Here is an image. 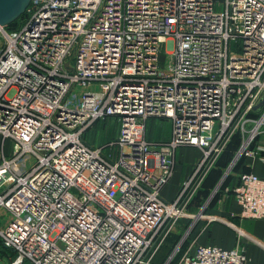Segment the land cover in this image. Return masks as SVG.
Returning <instances> with one entry per match:
<instances>
[{"label":"built area","instance_id":"built-area-1","mask_svg":"<svg viewBox=\"0 0 264 264\" xmlns=\"http://www.w3.org/2000/svg\"><path fill=\"white\" fill-rule=\"evenodd\" d=\"M26 12L19 29L0 27L12 142L0 242L11 264H150L232 136L247 152L264 134V0H31ZM108 117L118 130L104 152L84 132ZM149 118L169 122L166 140H147ZM181 146L201 157L167 201ZM224 192L240 217L264 219L263 178L243 173ZM246 260L242 246L201 245L178 264Z\"/></svg>","mask_w":264,"mask_h":264},{"label":"crops","instance_id":"crops-1","mask_svg":"<svg viewBox=\"0 0 264 264\" xmlns=\"http://www.w3.org/2000/svg\"><path fill=\"white\" fill-rule=\"evenodd\" d=\"M98 122L91 127H95ZM168 136L169 128L165 131L158 128L156 133L151 132L150 137L146 134L149 141H163ZM235 137H238L239 142L234 146ZM6 140L3 141L0 135V162L1 155H5ZM241 140L239 132L232 136L188 199L186 214L169 228L150 264H178L184 254H193L195 248L201 245L224 249L242 246L247 257L245 264H264V219L240 217V207L233 194L224 192V187L235 185L243 173H253L264 179V134L256 138L247 152H239ZM190 150L198 152L197 158L182 159ZM200 157L201 151L196 147L181 146L176 149L172 175L161 189L164 200L172 201L179 196L184 183L194 174ZM178 174L179 182L176 183L175 176ZM246 235L257 242L251 241Z\"/></svg>","mask_w":264,"mask_h":264},{"label":"rangeland","instance_id":"rangeland-1","mask_svg":"<svg viewBox=\"0 0 264 264\" xmlns=\"http://www.w3.org/2000/svg\"><path fill=\"white\" fill-rule=\"evenodd\" d=\"M1 33V32H0ZM3 43V38L0 34V48ZM165 45L164 48L165 49ZM230 49H236V47L232 46L230 44ZM158 128H162L163 131H165L167 128H169V122L166 119H158V118H149L146 122V134L148 133V136L150 137L151 132L156 133ZM118 130V121L117 118L108 117L105 120L99 121L95 127H89L84 132V138L87 142L92 144L93 146H101L103 147L104 152H109L108 143L112 141L115 138V135L117 134ZM12 148V142L9 140H6L4 143V152L5 156H9ZM115 149L113 148V151ZM198 156V152L195 150H190L188 154H184L182 159H195ZM177 164H179L177 162ZM175 166V165H174ZM179 174L175 176V182H179ZM174 181V180H173ZM163 198V197H162ZM166 200V199H165ZM8 218V214L4 213L3 211L0 213V226L3 223H6ZM1 243V242H0ZM2 244V243H1ZM8 248V247H7ZM16 257V255H15ZM14 257V259H15ZM14 259L9 263L11 264ZM26 264H31L28 260L25 261ZM0 264H6V261L1 258Z\"/></svg>","mask_w":264,"mask_h":264},{"label":"water","instance_id":"water-1","mask_svg":"<svg viewBox=\"0 0 264 264\" xmlns=\"http://www.w3.org/2000/svg\"><path fill=\"white\" fill-rule=\"evenodd\" d=\"M31 0H0V27L16 20L20 15H22ZM264 98L257 105H261Z\"/></svg>","mask_w":264,"mask_h":264},{"label":"trees","instance_id":"trees-1","mask_svg":"<svg viewBox=\"0 0 264 264\" xmlns=\"http://www.w3.org/2000/svg\"><path fill=\"white\" fill-rule=\"evenodd\" d=\"M27 12L25 11L22 15H20L16 20H14L13 22L7 24L4 26V29L9 32V31H13V30H17L19 29V27L21 26L22 22L25 20V18L27 17ZM234 141V146L239 142L238 137H235L233 139ZM229 153H232V151H229ZM15 252L13 249L11 248H7L4 245H2L0 243V259L3 258L6 261V264H9L15 257ZM21 264H26L25 261H23Z\"/></svg>","mask_w":264,"mask_h":264}]
</instances>
